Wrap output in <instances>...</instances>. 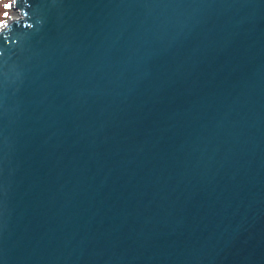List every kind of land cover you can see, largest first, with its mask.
<instances>
[{
  "label": "water",
  "instance_id": "1",
  "mask_svg": "<svg viewBox=\"0 0 264 264\" xmlns=\"http://www.w3.org/2000/svg\"><path fill=\"white\" fill-rule=\"evenodd\" d=\"M12 9L0 264H264V0Z\"/></svg>",
  "mask_w": 264,
  "mask_h": 264
},
{
  "label": "rangeland",
  "instance_id": "2",
  "mask_svg": "<svg viewBox=\"0 0 264 264\" xmlns=\"http://www.w3.org/2000/svg\"><path fill=\"white\" fill-rule=\"evenodd\" d=\"M13 0H0V25L7 23L10 19L17 17V13L11 8H5L6 4L11 3ZM5 12L8 13L7 18H5Z\"/></svg>",
  "mask_w": 264,
  "mask_h": 264
},
{
  "label": "snow or ice",
  "instance_id": "3",
  "mask_svg": "<svg viewBox=\"0 0 264 264\" xmlns=\"http://www.w3.org/2000/svg\"><path fill=\"white\" fill-rule=\"evenodd\" d=\"M11 7H12L11 3L5 5V8H11ZM7 16H8V13L5 12V18H7Z\"/></svg>",
  "mask_w": 264,
  "mask_h": 264
},
{
  "label": "bare ground",
  "instance_id": "4",
  "mask_svg": "<svg viewBox=\"0 0 264 264\" xmlns=\"http://www.w3.org/2000/svg\"><path fill=\"white\" fill-rule=\"evenodd\" d=\"M5 24H3L2 26L0 25V30H2L5 27Z\"/></svg>",
  "mask_w": 264,
  "mask_h": 264
}]
</instances>
